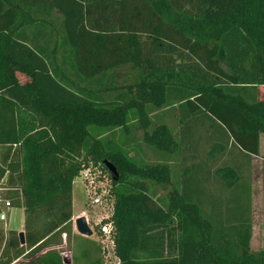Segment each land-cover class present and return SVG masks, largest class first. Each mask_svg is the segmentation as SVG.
Instances as JSON below:
<instances>
[{
    "label": "trees",
    "instance_id": "obj_1",
    "mask_svg": "<svg viewBox=\"0 0 264 264\" xmlns=\"http://www.w3.org/2000/svg\"><path fill=\"white\" fill-rule=\"evenodd\" d=\"M215 2L0 0V190L24 208L26 239L3 264H108L73 233L74 180L90 166L112 181L114 264H264L249 173L264 134V0ZM124 65L134 82L102 84ZM143 144L159 161L139 158ZM64 236L70 262L49 249Z\"/></svg>",
    "mask_w": 264,
    "mask_h": 264
},
{
    "label": "rangeland",
    "instance_id": "obj_2",
    "mask_svg": "<svg viewBox=\"0 0 264 264\" xmlns=\"http://www.w3.org/2000/svg\"><path fill=\"white\" fill-rule=\"evenodd\" d=\"M229 0H224V4H228ZM219 5V0H216L214 7H217ZM138 73L136 70L131 69V67H122L116 70H113L109 73H107L106 75L102 76V84L106 85L109 83H132L135 81V79L137 78ZM167 122L171 125V127H178L177 125V120L174 118L172 113H168L167 114ZM137 135L140 136L142 135L141 131L137 132ZM137 149V148H136ZM135 153L132 152V155H134ZM139 158L143 159L146 162L149 163H153L156 161H159L160 159V155L156 154L153 150L149 149V147H147L146 145H142L141 148H139ZM203 156H205V154H203ZM167 162L171 165L172 169L176 170L179 167H181V163H180V157H164ZM183 165V164H182ZM170 186L166 185V186H156V191L158 193V196H164L167 194L168 190H169ZM88 191L85 188L82 180L80 177H77L74 180V184H73V213L74 215H78L81 212H86L87 216H85L86 218H88L89 222H90V228L93 230V236L92 239H89L91 242H96L99 245L100 248V252L102 254V257L104 259V261L108 264H114L117 262V257L114 254V245H113V241L110 238V236L104 235V234H98V231H96V229L98 227L95 226L94 222L99 219L101 217V213H105L102 209H100L99 207H95V206H91L88 203ZM264 203V201H263ZM90 207H89V206ZM15 213H17L18 211H14ZM19 220H21L22 217V211L19 210ZM18 219V218H17ZM74 231V228H73ZM262 236V235H261ZM260 236V237H261ZM68 241L66 240L65 236H64V242L62 241L59 244H55L52 245L49 249H57L59 251H62V254L67 255V257L72 260L73 257V247H72V243H71V239L69 237H67ZM263 236L261 237V241H263ZM66 241V242H65ZM264 244V243H263Z\"/></svg>",
    "mask_w": 264,
    "mask_h": 264
},
{
    "label": "crops",
    "instance_id": "obj_3",
    "mask_svg": "<svg viewBox=\"0 0 264 264\" xmlns=\"http://www.w3.org/2000/svg\"><path fill=\"white\" fill-rule=\"evenodd\" d=\"M130 67L129 65L120 66ZM132 69V68H131ZM134 70V69H133ZM113 84V83H110ZM119 86L125 83H116ZM127 84V83H126ZM250 183L252 190V237L250 241V247L253 252L264 251V239L261 241V237L264 238V134L259 136V155H253L251 161ZM19 210L22 211V219L19 220ZM14 211H18L15 213ZM73 211V209H72ZM7 220H0V263H5L9 258H14L15 250V236L25 231V210L23 207L13 206L10 210H7ZM86 212H81L78 215L72 217L74 234L80 235L74 225V221L81 216H85ZM18 218V219H17ZM99 231V227L96 229ZM100 232V231H99ZM94 234V233H93ZM262 235V236H261ZM82 236V235H81ZM93 236V235H92ZM92 236L86 237L92 239ZM261 236V237H260ZM23 246V245H22ZM6 252L4 253V249ZM27 256H22L14 260L11 264L28 262Z\"/></svg>",
    "mask_w": 264,
    "mask_h": 264
},
{
    "label": "built area",
    "instance_id": "obj_4",
    "mask_svg": "<svg viewBox=\"0 0 264 264\" xmlns=\"http://www.w3.org/2000/svg\"><path fill=\"white\" fill-rule=\"evenodd\" d=\"M79 177L88 191V203L91 206L99 207L105 212L101 213V217L94 222L95 226L99 227V231L102 234L109 236L112 231V222L110 218L114 207L111 179L102 170L93 166L83 169L80 172ZM12 207L11 201L4 199L0 190V220H7L6 211L10 210ZM85 216H87L86 213ZM86 219L90 226L88 218Z\"/></svg>",
    "mask_w": 264,
    "mask_h": 264
},
{
    "label": "water",
    "instance_id": "obj_5",
    "mask_svg": "<svg viewBox=\"0 0 264 264\" xmlns=\"http://www.w3.org/2000/svg\"><path fill=\"white\" fill-rule=\"evenodd\" d=\"M108 169L110 170V172L114 175L116 179V177H118L119 175L116 168L112 166L111 164H108ZM74 225H75L77 232L80 235L86 236V237H90L93 235V230L90 228L89 223L85 216L78 217L74 221ZM19 240H20L21 245H25L26 239H25L24 232L19 233ZM64 257H65L66 262H70V259L67 257V255H64Z\"/></svg>",
    "mask_w": 264,
    "mask_h": 264
}]
</instances>
